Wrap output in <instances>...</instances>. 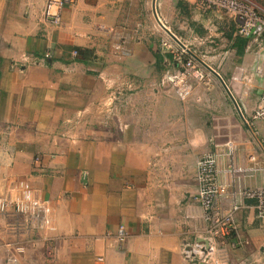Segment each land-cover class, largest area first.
I'll list each match as a JSON object with an SVG mask.
<instances>
[{
	"label": "crops",
	"instance_id": "0c3cea01",
	"mask_svg": "<svg viewBox=\"0 0 264 264\" xmlns=\"http://www.w3.org/2000/svg\"><path fill=\"white\" fill-rule=\"evenodd\" d=\"M46 1L0 0V190L20 177L58 200L54 230L0 217V264H201L180 254L196 241L201 214L197 156L212 151L214 138L219 169L264 167L253 138L264 124L251 122L264 40L238 37L225 12L155 0L165 27L224 80L241 120L226 94L192 92L181 102L160 88L170 64L152 0H67L58 26L42 18ZM252 1L264 15V0ZM120 39L127 55L114 49ZM77 49L84 55L74 57ZM220 181L234 190L264 186V172L222 173ZM234 218L226 264H264L254 202ZM119 229L128 234L122 244Z\"/></svg>",
	"mask_w": 264,
	"mask_h": 264
},
{
	"label": "built area",
	"instance_id": "2783aa9c",
	"mask_svg": "<svg viewBox=\"0 0 264 264\" xmlns=\"http://www.w3.org/2000/svg\"><path fill=\"white\" fill-rule=\"evenodd\" d=\"M66 1L47 0L42 11L43 20L52 26H58ZM191 1L202 11L216 10L225 12L232 17L236 22L235 33L238 37L254 40L258 43L264 40V15L260 13L252 0ZM159 22L165 27L160 19ZM158 26L162 29L159 24ZM165 28L176 40L162 29L164 33L159 47L162 55L168 59L170 68L164 72L159 86L184 102L190 98L195 86L208 84L210 81L208 75L212 74L201 63L204 62L202 56L192 51L174 32L167 27ZM178 42L183 44L184 48ZM114 49L122 55H127L124 40L120 39L115 44ZM72 55L75 57L77 52L73 51ZM50 58V53H45L42 56L43 60ZM260 75L263 79V88L259 102L252 113L251 122L264 124V69ZM226 148L232 154L234 142L228 140ZM254 161L255 158L250 156L249 162L253 163ZM254 170L264 172V167L256 169L252 166L236 167L230 163L225 170H221L218 168V156L215 151H208L197 156L195 160L196 194L193 200L199 206L201 214L197 220L199 223L195 225L194 229L196 241L189 245L183 244L181 247L180 253L184 261H195L201 264H226V257L224 256L225 239L235 231L234 217L245 201L254 202L256 218L264 230V186L234 190L220 181L222 173L234 177ZM223 203L227 205L223 207ZM57 207L58 200L44 199L38 196L30 182L25 178L6 179L0 190V217L20 218L28 228L54 230L53 224ZM127 237V232L119 229L117 233L119 244H122ZM197 240L201 242H197ZM262 252L264 255V245ZM8 264H17V258L11 257Z\"/></svg>",
	"mask_w": 264,
	"mask_h": 264
},
{
	"label": "rangeland",
	"instance_id": "374dc122",
	"mask_svg": "<svg viewBox=\"0 0 264 264\" xmlns=\"http://www.w3.org/2000/svg\"><path fill=\"white\" fill-rule=\"evenodd\" d=\"M208 57H209V61H210L209 64L212 65L213 67H215L216 66V60L213 58V56H208ZM163 74L164 73H162L161 76L159 77V82H160ZM208 78L210 80L208 84H199V86L197 85V87L196 86L194 87V89H193L194 94L202 93V94H205V95L210 96V97H214V96L218 97V96H222V95L225 96V93H224L219 81L213 75H208ZM259 80L260 81L257 83V87L253 89L254 95L256 97L259 96V93H261V90L263 88V79L261 78ZM165 92L172 94L171 92H169L167 90ZM240 92L242 93L243 91L241 90ZM209 104L211 105V100H210ZM249 128L253 129V127L251 125ZM253 138H254V143L261 144V146L264 147V131L259 132L258 135H256V136L254 135ZM232 139L234 140V136ZM249 141L252 142L253 141L252 138H249ZM209 144H211L212 151L217 148V146L214 143V138H209ZM181 247H182V245L180 246V250H181Z\"/></svg>",
	"mask_w": 264,
	"mask_h": 264
},
{
	"label": "water",
	"instance_id": "95a60500",
	"mask_svg": "<svg viewBox=\"0 0 264 264\" xmlns=\"http://www.w3.org/2000/svg\"><path fill=\"white\" fill-rule=\"evenodd\" d=\"M152 13H153V16L156 20V22L162 27V29L164 30L165 33H167L169 36H171L173 39L174 36L159 22V19L157 17V14H156V8H155V0H152ZM176 40V39H175ZM178 44L184 48V45L181 44L180 42H178ZM198 60V58H197ZM199 62H201L200 60H198ZM205 68L219 81L223 91L225 92V94L227 95V97L230 99V101L232 102V104L234 105V108L235 110L237 111V113L239 114L241 120H243L242 118V115H241V112H240V109L238 107V104L235 100V98L233 97V95L231 94L229 88L227 87L226 83L224 82V80L221 78V76L216 73L211 67H209L206 63L204 62H201ZM197 242H201L200 240H197Z\"/></svg>",
	"mask_w": 264,
	"mask_h": 264
},
{
	"label": "trees",
	"instance_id": "16d2710c",
	"mask_svg": "<svg viewBox=\"0 0 264 264\" xmlns=\"http://www.w3.org/2000/svg\"><path fill=\"white\" fill-rule=\"evenodd\" d=\"M75 51H76L77 54H79V55H82V56L84 55V52H83L82 50H78V49H77V50H75Z\"/></svg>",
	"mask_w": 264,
	"mask_h": 264
}]
</instances>
